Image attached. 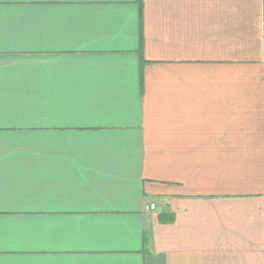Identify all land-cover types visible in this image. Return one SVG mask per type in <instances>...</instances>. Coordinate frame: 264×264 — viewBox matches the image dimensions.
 I'll list each match as a JSON object with an SVG mask.
<instances>
[{
  "label": "crops",
  "instance_id": "crops-1",
  "mask_svg": "<svg viewBox=\"0 0 264 264\" xmlns=\"http://www.w3.org/2000/svg\"><path fill=\"white\" fill-rule=\"evenodd\" d=\"M0 264H264V0H0Z\"/></svg>",
  "mask_w": 264,
  "mask_h": 264
}]
</instances>
